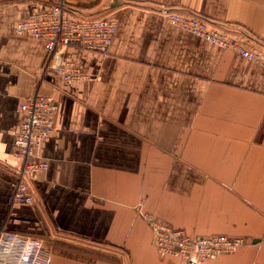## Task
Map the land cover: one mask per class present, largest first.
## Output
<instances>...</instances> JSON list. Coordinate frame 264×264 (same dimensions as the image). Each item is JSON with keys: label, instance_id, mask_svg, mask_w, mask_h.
Here are the masks:
<instances>
[{"label": "crops", "instance_id": "obj_1", "mask_svg": "<svg viewBox=\"0 0 264 264\" xmlns=\"http://www.w3.org/2000/svg\"><path fill=\"white\" fill-rule=\"evenodd\" d=\"M60 2L117 22L108 53L61 49L83 81L16 33ZM158 6L264 42V0H0V231L37 237L52 264H182L159 254L143 214L247 241L205 264H264V68L172 26ZM37 91L59 105L39 151L49 169L31 181L35 204H14L21 106Z\"/></svg>", "mask_w": 264, "mask_h": 264}, {"label": "built area", "instance_id": "obj_2", "mask_svg": "<svg viewBox=\"0 0 264 264\" xmlns=\"http://www.w3.org/2000/svg\"><path fill=\"white\" fill-rule=\"evenodd\" d=\"M172 26L217 46L230 50L264 68V42L243 27L224 24L189 11L158 6ZM19 36L43 40L48 55L47 66L67 81H83L88 76L72 62H63L61 49L79 46L108 53L117 33V22L109 15L80 16L60 2L31 14L16 25ZM59 105L57 99L40 91L29 96L21 106L22 123L14 142V155L22 165L17 172L12 196L14 204L32 205L36 195L31 181L49 169L40 148L55 128ZM151 227L154 242L162 257H174L182 264H205L223 255L233 254L247 244L244 238L216 234L191 236L151 214H143ZM250 244H256L253 240ZM53 254L37 237L0 231V264H52Z\"/></svg>", "mask_w": 264, "mask_h": 264}]
</instances>
